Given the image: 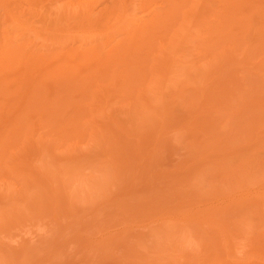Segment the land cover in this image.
Masks as SVG:
<instances>
[{"label":"rangeland","instance_id":"374dc122","mask_svg":"<svg viewBox=\"0 0 264 264\" xmlns=\"http://www.w3.org/2000/svg\"><path fill=\"white\" fill-rule=\"evenodd\" d=\"M0 264H264V0H0Z\"/></svg>","mask_w":264,"mask_h":264}]
</instances>
